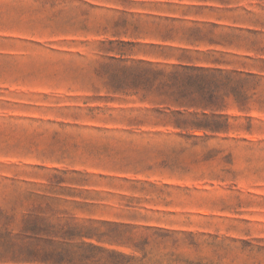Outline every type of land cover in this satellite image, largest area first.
<instances>
[{"label":"rangeland","instance_id":"374dc122","mask_svg":"<svg viewBox=\"0 0 264 264\" xmlns=\"http://www.w3.org/2000/svg\"><path fill=\"white\" fill-rule=\"evenodd\" d=\"M182 49L255 74L225 131L117 89ZM67 225L104 234L69 241L70 264H264V0H0V245L43 251L61 239L34 228Z\"/></svg>","mask_w":264,"mask_h":264},{"label":"trees","instance_id":"16d2710c","mask_svg":"<svg viewBox=\"0 0 264 264\" xmlns=\"http://www.w3.org/2000/svg\"><path fill=\"white\" fill-rule=\"evenodd\" d=\"M176 32L170 29L166 32L170 37ZM182 39L189 43H218L222 38H216L210 31H203L199 28H188L185 30ZM167 51L178 50L176 48L162 47V54ZM186 49H182L177 56V63L153 64L151 62H134L124 66L119 73L123 77L118 78L122 86L117 89H129L134 92H141L144 97L154 96L155 104L158 105L159 113L167 116L166 111L171 112L173 124L179 128H191L209 132H221L228 129L227 118L216 112L221 110L228 98H231L239 107L249 103L251 94L249 90L255 88V74L237 70H225L218 67H209L197 61L208 58V55L195 52V55ZM165 55V54H164ZM212 62H219L217 59ZM112 76H117L114 73ZM192 110H195L192 112ZM199 110L200 113H196ZM32 231V230H31ZM34 233H43L51 237L60 238L55 247L38 251L27 247L25 250H16L13 244L0 245V264L18 263L20 261H33L42 259L55 264H70L72 255L67 244L74 238L81 237H102L92 228H84L67 225L61 226L55 232H49V228H34ZM52 233V234H50ZM53 244V239H49ZM147 243L143 240L139 249H144ZM3 246V247H2ZM90 248L95 245L88 244ZM134 246H139L134 244ZM18 251V252H17ZM146 254L143 255L145 257ZM87 258V257H85ZM129 259H133L129 256ZM146 264V263H144Z\"/></svg>","mask_w":264,"mask_h":264}]
</instances>
